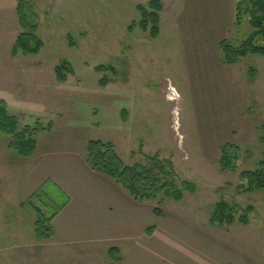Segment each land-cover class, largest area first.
I'll list each match as a JSON object with an SVG mask.
<instances>
[{"label": "rangeland", "instance_id": "1", "mask_svg": "<svg viewBox=\"0 0 264 264\" xmlns=\"http://www.w3.org/2000/svg\"><path fill=\"white\" fill-rule=\"evenodd\" d=\"M151 1L23 0L44 46L35 56L13 59L10 33L2 35L0 100L20 126H34L37 118L52 123V131L36 139L40 143L50 135L59 156L27 169L20 162L27 158L11 150V137L0 133L2 172L16 178L19 199L41 178L70 166L60 159L65 151L85 148L92 139L113 143L127 166L159 156L171 161L196 193H186L181 202H139L138 211L123 209L117 221L129 226L121 241L128 244L123 253L128 261L196 264L205 258L202 253L215 252V245L230 244L236 246V264H264V193L245 195L238 188L241 173L258 169L264 156V56L250 54L226 65L219 44L228 40L238 47L258 31L251 25L252 5L245 0L235 26L236 0H159L161 34L152 39L134 25L141 20L137 7ZM255 43L264 46V36ZM64 61L74 74L61 83L55 68ZM101 66L108 71L99 72ZM104 78L108 82L102 86ZM225 145L242 150L235 171L220 168ZM67 200L48 180L25 210H17V223L8 219L12 206L4 209L2 203L7 232L0 233L1 250L39 239L38 218H50ZM221 200L252 205L250 224L212 226ZM157 207L164 212L161 219L151 209ZM143 227L158 228L151 242L141 243L137 229Z\"/></svg>", "mask_w": 264, "mask_h": 264}, {"label": "crops", "instance_id": "2", "mask_svg": "<svg viewBox=\"0 0 264 264\" xmlns=\"http://www.w3.org/2000/svg\"><path fill=\"white\" fill-rule=\"evenodd\" d=\"M242 1L236 0L233 14L235 15V26H237L238 7ZM18 5L19 0H0V42L2 35L10 33L8 38L9 43H11L10 50L13 59L21 56L14 57L12 55L14 43L22 31L18 16ZM1 48L0 43V51ZM20 68L25 69V67ZM30 69L32 68L30 67ZM36 120L35 125L37 123L43 125L44 120L42 121L41 118ZM49 124H51V130L47 132H51L52 127H54L52 123L43 126ZM25 126L31 125H22L21 127ZM51 139L50 135L43 137L40 143L37 142L34 156L27 158L25 162L20 161L21 164L30 169L32 165L39 167L44 165L48 159L59 156L57 146H52L49 141ZM94 140L100 139L89 140L85 148L65 151L60 156L64 158L60 159H62L64 165L70 166L62 167V173L59 172L58 174H52V177L41 178L34 189L29 190L19 199L16 178H11L7 171L2 172L1 151L3 148H0V233L7 232L4 226L6 222L1 219L2 203L4 209H10L12 206L13 211L9 212L8 219L11 223L10 219L13 218V221L17 223L18 220L15 219L17 210H23V208L25 210L31 199L41 192L42 187L48 180H51L57 190L68 199L51 222L53 236L50 240L32 238L29 243L20 248L16 246L10 248L8 253L1 250L5 247L0 245V257L4 258L0 260V264L15 263L11 261L12 258L17 261V264H138L137 258L134 261H128V258L124 255V245L128 246V244H121V241L125 239L123 234H129V226L128 224L123 225L122 218L121 224L117 220L123 209L126 211L136 209L138 211L139 202L134 200L129 192L116 181L92 170L87 160V148L89 142ZM9 144L10 141L8 147ZM13 151L17 153L15 150ZM14 159L17 160V157H14ZM71 160L74 164L70 163ZM12 163L16 165L18 161L13 160ZM10 168L12 167L10 166ZM151 209L154 214V209ZM150 228L137 229L142 237L141 243L151 242L155 238L158 228L154 227L151 232L149 231ZM215 246H217V252L207 251V253H202L201 255L205 258L196 264H236V260H234L237 255L236 246L235 248L230 244ZM112 249L117 250L114 256L110 254ZM209 250L212 251V249ZM223 250L224 252H222ZM218 251L228 258L224 259ZM192 264L194 263L192 262Z\"/></svg>", "mask_w": 264, "mask_h": 264}, {"label": "trees", "instance_id": "3", "mask_svg": "<svg viewBox=\"0 0 264 264\" xmlns=\"http://www.w3.org/2000/svg\"><path fill=\"white\" fill-rule=\"evenodd\" d=\"M248 1L252 5V9H249L251 25L258 31L238 47L233 46L232 42L228 40L220 43L223 62L226 65H235L250 54L264 56V46H257L255 43L258 36H264V0ZM244 3L245 0L238 7L237 26L241 22L240 14ZM162 10L163 7L159 0H152L147 7L138 6L137 11L141 20L139 23H134L135 27L137 26L141 31L148 33L152 39H157L161 34ZM18 16L22 31L14 43L12 55L14 57L20 54L35 56L40 53L44 44L36 33L37 27L30 23L26 3L23 0H19ZM97 70L107 72L108 68L101 66ZM55 72L57 81L61 83L66 82L68 76L74 74L73 68L67 61L57 65ZM252 72L253 69L249 68V74L252 75ZM106 82L108 81L104 78L101 85H107ZM50 130L51 124L43 126L41 123H37L32 127H21L17 116L10 113L7 103L0 100V133L8 134L11 137L9 147L21 157L31 158L34 156L37 149V136ZM241 154L242 150L239 146H222L220 148V168L224 171L237 170ZM87 160L93 171L116 181L129 192L134 200L140 203H163L167 199L181 202L186 193H196V186L189 181L179 179L173 163L161 159L159 156L149 157L145 164L127 166L118 155L113 143L94 140L88 144ZM241 179L243 183L238 188L242 194L264 193V156L258 169L241 173ZM254 212L255 208L252 205L241 208L236 204L221 200L213 210L210 224L221 227H231L236 224L247 226L250 224V216ZM56 214L57 212L47 219H43L41 216L38 218L36 234L39 240L52 238L51 222ZM154 214L158 218L164 216V212L158 207L154 209ZM153 229L154 227L149 231L151 232ZM116 252V249H112L110 254L114 256Z\"/></svg>", "mask_w": 264, "mask_h": 264}]
</instances>
